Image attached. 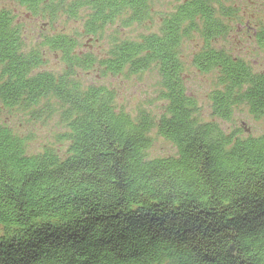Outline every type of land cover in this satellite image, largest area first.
<instances>
[{
    "label": "trees",
    "instance_id": "16d2710c",
    "mask_svg": "<svg viewBox=\"0 0 264 264\" xmlns=\"http://www.w3.org/2000/svg\"><path fill=\"white\" fill-rule=\"evenodd\" d=\"M14 1L51 21L83 19L86 38L116 21L152 23L154 32L113 39L100 57L78 51L73 36H44L40 46L64 67L40 71L44 54L25 51L20 25L0 9V115L53 99L66 128L63 153H28L26 139L0 123V264H264V131L241 138L201 120L182 53L197 35L191 66L216 75L211 118L229 121L244 106L264 120V73L214 47L238 9L228 0H177L166 12L157 0ZM252 37L264 48V27ZM96 65L154 72L160 113L132 115L114 90L82 86L76 70ZM156 135L173 154L152 157Z\"/></svg>",
    "mask_w": 264,
    "mask_h": 264
},
{
    "label": "rangeland",
    "instance_id": "374dc122",
    "mask_svg": "<svg viewBox=\"0 0 264 264\" xmlns=\"http://www.w3.org/2000/svg\"><path fill=\"white\" fill-rule=\"evenodd\" d=\"M176 1L157 0L155 10L166 12ZM227 4L238 9L240 17L230 23L228 35L222 40L217 39L214 47L223 48L232 56L242 59L253 73H264V48L259 47L255 38L252 37L253 33L255 35L259 28L264 27V0H228ZM0 9L10 11L14 22L20 25L25 51L37 49L44 54L43 67L38 69L40 71L59 73L64 67L58 53L48 52L40 46L44 36L56 34L73 36L77 41L78 51L100 57L101 53L109 48V43L113 39H135L140 34L154 32L152 23L123 28L120 21H116L106 26L97 39H91L79 34L83 19L69 20L60 15L56 20L51 21L46 17L28 12L14 0H0ZM80 15H83V12ZM154 20L159 21V17L155 16ZM201 47L202 42L197 35L186 40L182 47L186 60L184 62L187 63L184 64L186 87L198 102L200 119L217 122L225 132H234L241 138L261 135L264 131V120L255 119L244 106L236 107L229 121L211 118L208 95L214 87H217L216 75L215 73L201 74L191 66V55L199 51ZM76 79L84 87L99 85L114 90L116 102L132 115H135L139 109L159 114L164 106L158 97L157 75L151 70L138 75L126 73L113 75L101 72L96 65L89 70L77 69ZM0 123L26 139L28 153H39L43 148L50 146L58 148L61 153L65 151L66 142H61L60 139L66 128L61 118L60 106L53 99H41L32 110L24 111L17 108L12 111H2ZM152 134L154 135L155 132ZM173 153L171 144L156 135L153 140L152 157Z\"/></svg>",
    "mask_w": 264,
    "mask_h": 264
}]
</instances>
